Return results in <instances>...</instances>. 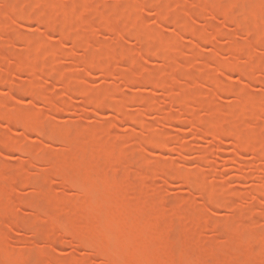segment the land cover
Segmentation results:
<instances>
[{"label": "rangeland", "instance_id": "rangeland-1", "mask_svg": "<svg viewBox=\"0 0 264 264\" xmlns=\"http://www.w3.org/2000/svg\"><path fill=\"white\" fill-rule=\"evenodd\" d=\"M18 1L0 0V210L10 213L14 221L27 222L33 233L15 224L6 228L8 240L0 242V262L17 264L22 257L21 264H118L119 250L132 242L135 245L129 248L137 252L129 264H263L264 159L258 157L264 158V150L256 157L237 149L234 141L244 134L253 137L257 148L264 146V0H244L245 8L227 3L223 4L227 8H220L211 1L214 7L204 8L205 12L195 9L200 0ZM34 7L66 29L51 27L44 11L40 16ZM32 10L39 16L33 17ZM226 18L230 20L223 24ZM232 20L241 27L236 29ZM180 21L186 27L176 24ZM201 33L202 40L198 39ZM239 49L246 56L257 54V59L246 58ZM92 61H99L109 73L90 66ZM231 61L238 66L230 65ZM18 66L26 72L19 73ZM48 67L55 69V75L50 76ZM141 76L160 78L166 85L156 88ZM61 77L73 79L78 93L65 95ZM124 77L135 81L125 82ZM34 89L50 103L36 99ZM174 97L180 102L173 103ZM182 97H187L183 103ZM97 98L118 99V111L98 106ZM146 101L159 110L147 104L148 108ZM186 102L190 111L180 114L181 103ZM54 103L62 107L54 108ZM167 111L178 115L176 120L168 121ZM231 112L242 115L238 118ZM45 114L49 131L43 133L37 127ZM200 123L213 124L208 126L212 133L233 132L213 136L197 131ZM81 136L89 140L82 141ZM156 140L166 142L165 147L151 146ZM117 146L119 154H114ZM84 156L94 157L93 161L98 156L107 158L99 163L116 167L122 173L118 182L107 184L105 178V184L86 185L82 193L61 182L59 175L81 169ZM184 176L192 186L185 184ZM10 183L16 185L13 194L7 190ZM197 189L205 190L207 200ZM118 195L123 199L112 203L115 207L108 212L110 199ZM217 199L221 206L214 203ZM235 200L238 210L232 211L228 203ZM133 203V224L153 222V228L159 220L151 218L176 216L168 233L159 230L156 235L153 228L148 235L155 242L153 251L146 245L150 238L146 235L144 241V235L135 233L134 239L126 234L108 243L91 239L90 249L76 243V238L89 234L91 221L99 217L94 210L101 213L98 210L106 207L104 212L116 219L121 208ZM184 215L185 219L179 218ZM52 217L68 228L65 234H54ZM227 223L238 224L235 229L246 228L235 232ZM167 234L169 245L163 238ZM216 236L221 242L208 248ZM242 239L248 243L246 248L239 245Z\"/></svg>", "mask_w": 264, "mask_h": 264}, {"label": "bare ground", "instance_id": "bare-ground-1", "mask_svg": "<svg viewBox=\"0 0 264 264\" xmlns=\"http://www.w3.org/2000/svg\"><path fill=\"white\" fill-rule=\"evenodd\" d=\"M18 1V0H17ZM211 1L215 4L214 6H217V7H220L221 8V5L222 6H224V8L226 7H228V5H229V7H234V6H238V7H247L246 5H245V1L244 0H203V2H201V0L200 1H198V2H196V4H194V5H196V6H198V7H195V9L197 10V11H201V12H203V10H204V8L205 9H207V10H209V9H211V8H213L214 6H210V4L209 3H211ZM19 2V1H18ZM256 2H257V0H256ZM258 2H262V0H258ZM225 3H227L228 5L227 6H225V5H223V4H225ZM249 3V2H248ZM21 4V3H20ZM27 4V3H26ZM26 4H24L25 5V7L27 6ZM212 4V3H211ZM251 4V3H250ZM248 5V4H247ZM21 6V5H20ZM44 6H45V4H44ZM24 7V8H25ZM48 7V6H47ZM40 8V7H39ZM38 7L37 8H35L34 7V9L36 10V9H38V11H40V12H38V14L39 13H41L42 12V15H43V11H41L40 9H39ZM43 8V7H42ZM243 8V9H244ZM45 10H46V8H44ZM207 10H204V12L205 11H207ZM50 11V10H49ZM157 11H158V9H157ZM35 12H37V10L35 11ZM35 12H33V10H32V16L34 17H37V13L35 14ZM47 13H49V12H47ZM51 14V13H50ZM49 14V15H50ZM40 16H41V14H39ZM38 15V16H39ZM46 15V12L44 11V16ZM189 15V17L191 16V14H188ZM47 17H46V22H48L49 20L51 21H49V25L51 26V27H53L54 29H58L59 30V28L61 27H58V24H57V22L55 21H53L54 19L53 18H51V19H49L50 17H48V15H46ZM53 16V15H52ZM168 16V15H167ZM170 16V15H169ZM171 17V16H170ZM173 17H174V15H173ZM176 17V16H175ZM48 18V19H47ZM176 18H178V17H176ZM53 19V20H52ZM174 18H171V20L172 21H175V20H173ZM119 20V19H118ZM128 20V19H127ZM178 20V19H177ZM230 20V18H226V19H224L223 20V24L224 23H227L228 21ZM126 21V20H125ZM119 22H120V20H119ZM127 23V22H126ZM136 23V22H135ZM175 23V22H174ZM232 23L234 24V26H235V28L236 29H238V28H240L241 27V23L238 21V20H232ZM120 24H122L121 22H120ZM125 24V23H124ZM123 24V25H124ZM128 24V23H127ZM179 27H183V26H185L184 25V23L183 22H177L176 23ZM66 25H67V23H66ZM66 25H65V27H66ZM137 26H138V24H136ZM135 25V26H136ZM127 27H128V25H127ZM186 27V26H185ZM129 28V27H128ZM138 27H136L135 29L136 30H138L137 29ZM62 29V31L63 30H65L66 28H64L63 29V27L62 28H60V30ZM132 29H133V27H132ZM131 29V30H132ZM113 29H110L109 31L110 32H114L115 30H113ZM135 30V32L137 33L138 31H136ZM133 31V30H132ZM194 33V32H193ZM192 33V34H193ZM198 34V33H197ZM208 34V33H207ZM219 34H223V32H219ZM195 35V34H194ZM201 35H202V33H201ZM199 37H198V39H200V40H202V39H204V36H203V38H202V36H200V34L198 35ZM195 37V36H194ZM196 38V37H195ZM164 39H166V38H164ZM165 41V40H164ZM161 42V41H160ZM166 42V41H165ZM157 44V43H156ZM165 44V43H164ZM167 45V44H166ZM165 45V46H166ZM234 45H235V43H234ZM164 46V45H163ZM158 47V46H157ZM157 47H155L156 49L154 50V48H153V50H154V52L156 51H159V49L157 48ZM168 47V46H167ZM167 47H164V48H167ZM235 48V47H234ZM150 49H152V48H150ZM149 48H148V50L149 51H153V50H150ZM168 49V48H167ZM167 49H166V51H167ZM216 49V48H215ZM238 49V48H237ZM161 50V49H160ZM218 49H216L215 51H217ZM243 50V49H242ZM41 51V53L43 52V50H40ZM163 51V50H162ZM221 51V50H220ZM219 50L217 51V53H221V54H223L222 53V51L220 52ZM237 51V50H236ZM137 52H139V50L137 51ZM153 52V53H154ZM155 52V53H156ZM238 52H240V53H242V55H245V54H243V52H241V50L239 49V51ZM34 53V52H33ZM33 53H30L31 54V56L33 55ZM37 53V52H36ZM154 53V54H155ZM244 53H246V52H244ZM248 53H249V55H248ZM248 53H246L247 54V56H246V58H248L249 56H251L252 54L250 53V52H248ZM29 54V55H30ZM44 54H45V52H44ZM47 54V53H46ZM227 54H229V53H227ZM49 55V54H48ZM158 55V54H157ZM163 55V54H162ZM162 55H161V57H162ZM165 55V54H164ZM230 55V54H229ZM256 55L257 54H255V55H252V56H254L255 58H256ZM44 56V55H43ZM40 57H41V55H40ZM47 57V56H46ZM39 58V57H38ZM251 58V57H250ZM34 59V58H33ZM257 59V58H256ZM36 60V59H35ZM25 61H27L26 59H25ZM232 63L230 64V65H236L237 63L235 62V61H231ZM234 62V63H233ZM19 63V62H18ZM21 63V62H20ZM22 63H24V62H22ZM21 63V64H22ZM44 63V62H43ZM46 63V62H45ZM85 63H87V62H85ZM236 63V64H235ZM19 65V64H18ZM26 65V63L24 64V66ZM32 65V64H31ZM45 65V64H44ZM89 65V64H88ZM239 65H241V64H239ZM24 66H23V68H22V66H18L19 68V73H24V71L26 72V70L24 69ZM27 66H29V65H27ZM35 66V65H34ZM90 66H93V67H97V68H100V69H102V70H104L105 71V73H109L108 72V68L106 69V68H104L101 64H100V62L99 61H92V63L90 64ZM236 66H238V65H236ZM236 66H235V69H238V67L236 68ZM243 66V65H242ZM21 67V68H20ZM31 66H29L28 68H30ZM37 67V66H36ZM35 67V68H36ZM240 67V66H239ZM25 68H27V67H25ZM34 67H31V69H33ZM46 69H47V67H45ZM44 68V69H45ZM52 68V67H51ZM48 69L49 70H51V71H49L48 70V72L50 73V76H53L52 75V72H53V74L55 75V73H56V71H55V69L54 68H52V69H50V67H48ZM239 69H246V68H239ZM29 70V69H28ZM14 73V72H13ZM49 73H48V75H49ZM7 74V75H6ZM18 74V73H17ZM17 74H15V75H17ZM5 75L6 76H8L9 75V73L8 72H5ZM111 75V74H110ZM149 76H150V74H149ZM3 78H4V76H3ZM142 78H144V80H142V81H146V83H148V84H151L152 86H154V87H156V88H160V87H163L164 85H166L165 84V82H164V80H161L160 78H155L154 77V79H151V77H147V76H141V79ZM61 79H62V81H60L61 83L62 82H64L63 83V86H64V90H63V92H64V94L65 95H68V94H70V93H78V89L79 88H76V85H74L75 83L73 82V79H69L68 78V80L69 81H67V79L66 80H63L64 78L63 77H61ZM124 79H126L125 80V82H128V83H131V82H133V81H135L134 79H128V78H126V77H124ZM171 79V78H170ZM4 80V79H3ZM5 80H6V78H5ZM4 80V81H5ZM7 80H9V78L7 79ZM6 80V81H7ZM172 80V79H171ZM1 81V80H0ZM28 89V88H27ZM32 89V88H31ZM80 90V89H79ZM83 91V90H82ZM29 93V92H28ZM31 93H33L32 95L36 98V99H38L41 103H44L45 105H48L50 102H49V98H47L46 99V96H44L43 97V95L40 93H38V90L36 91L35 89L31 92ZM80 93H82V92H80ZM102 93H104V92H102ZM86 93L84 92V93H82V95H85ZM31 95V96H32ZM42 95V96H41ZM103 95V94H102ZM101 95V96H102ZM100 96V97H101ZM105 96V95H104ZM98 97V96H97ZM116 97H118V96H116ZM98 99V102L99 103H97V104H100V105H98V106H100L101 107V105L103 106V105H107L109 108H111V109H113V110H116V111H118L117 109L119 108V105H120V103L118 102V99H117V101H116V99L115 100H113V101H111V102H107L106 100H108V99H100V98H97ZM100 99V100H99ZM110 99V98H109ZM113 99V98H112ZM111 99V100H112ZM173 100H172V102L173 103H176L177 104V102H180L179 100H177L178 98L176 97H174V98H172ZM186 99H187V97H184V100H183V97H182V100H181V102L183 103L184 101H186ZM94 100L92 99V102H93ZM144 101L145 100H143V103H144ZM97 102V101H96ZM118 102V103H117ZM149 101H146V106H147V104H148V106L150 107V108H152V110H154V109H156V111H157V109L159 108H157V106L156 105H154L153 104V102H150V103H148ZM91 103V102H90ZM94 103V102H93ZM142 103V104H143ZM181 103V106H180V110L178 111V112H180V114L181 113H187V111L189 112L190 111V108L188 107V104H187V102L186 103H184V105ZM150 104H151V106H150ZM89 105V104H88ZM88 105L86 104V106L88 107ZM144 105V104H143ZM53 106H55L54 108H57L56 106H58L59 108H61L62 106H60V104H57V103H54L53 104ZM90 106V105H89ZM146 106L144 105V107L146 108ZM147 106V107H148ZM96 107H97V105H96ZM148 107V108H149ZM121 108V107H120ZM50 109V108H49ZM159 110V109H158ZM243 110V109H242ZM13 111V110H12ZM247 111V110H246ZM244 111L246 114L244 115V113H243V111H239L240 113L242 112V114L244 115V116H246L247 117V115H249V113H247V112H249V111ZM26 112V111H25ZM168 112V111H167ZM23 113V112H22ZM28 113V112H27ZM30 113V112H29ZM33 113H35V112H33ZM231 113H233L234 115H236L235 113L236 112H231ZM240 113H237V115H242V114H240ZM191 114V113H190ZM1 115V114H0ZM15 115V114H14ZM30 115V114H29ZM236 115V116H237ZM4 116V115H3ZM34 116V115H33ZM32 116V117H33ZM168 118L169 119H167L168 121L169 120H172V121H174V120H176V118L178 117V115H176V114H174V113H172V112H168ZM236 116H234V117H236ZM243 116V119L245 120H247V118H245ZM2 117V115L0 116V118ZM30 117V116H29ZM238 118H239V116H237ZM26 118V117H25ZM41 118H42V121H41V123L38 125V124H36V125H38V127H37V130L38 131H41V132H43V133H46V132H48L49 130H47L48 129V122H47V118H48V116L45 114V115H42L41 116ZM224 117H222V119L221 118H219L220 119V121L222 120H224L223 119ZM237 118V119H238ZM240 118H242L241 116H240ZM2 119V118H1ZM6 119H8V118H6ZM5 119V120H6ZM32 119V118H31ZM34 119V118H33ZM36 119V118H35ZM242 119V120H243ZM27 120V119H26ZM25 120V121H26ZM134 120L137 122H139V119L138 118H134ZM133 120V121H134ZM218 120V119H217ZM216 120V122H218ZM241 120V119H240ZM243 120V122H245ZM3 121H4V117H3ZM15 121V120H14ZM19 121H21V120H19ZM35 121H37V120H35ZM221 121V122H222ZM16 122V121H15ZM14 122V123H15ZM23 122H24V119H23ZM195 122V121H194ZM26 123V122H25ZM28 123V122H27ZM195 123H197V121L195 122ZM213 123H214V125L216 126L217 125V123L215 124V121H214V118H213ZM246 123V122H245ZM19 124H21V123H19ZM33 124V123H32ZM218 124H220V122H218ZM25 125V124H24ZM198 125V124H197ZM209 125H211V127L213 128V124H207V126H206V124H199V126L200 127H198V126H196V128H197V131H202V132H205V133H208V134H210V135H213V136H215V134L217 133V132H213L212 133V131L210 132V130H209V128H211V127H208ZM27 126H30V125H27ZM193 126H195V125H193ZM222 126V125H221ZM195 128V129H196ZM200 128V129H199ZM214 128H218V127H214ZM28 129H31V128H29L28 127ZM33 129V128H32ZM199 129V130H198ZM220 129V128H219ZM223 129V128H222ZM222 129H220V130H222ZM35 130H36V128H35ZM99 130H97L96 132H97V136L95 135L96 134V132H94L93 133V135L91 136L92 138L93 137H99V135H101V133L100 134H98L99 132H98ZM215 131V130H214ZM217 131V130H216ZM231 132H233V131H231ZM230 131L228 132V131H224V130H222V131H220V133L218 132L217 134H219L218 135V137H223V136H225L226 134H229V133H231ZM232 134V133H231ZM249 134V133H248ZM87 135V134H86ZM89 135V134H88ZM251 135V134H250ZM250 135H248V136H250ZM246 136V137H245ZM252 136V135H251ZM264 136V135H263ZM262 136V137H263ZM88 137V136H87ZM91 137H89L90 139H91ZM239 137H240V139H239ZM245 137V138H244ZM236 138H238L237 140H233L234 141V146H236V148L237 149H239V150H241V151H250V152H253V154L254 155H256V153H261L262 152V150H264L263 148H264V146H260L259 144V146L262 148V149H258V148H260V147H256V145H255V143L257 144V142L255 141V140H253V137H247V135H242V136H236ZM235 138V139H236ZM256 138V137H255ZM83 139V140H82ZM85 139V137L83 138V136H81V140L82 141H88L89 139L87 138L86 140H84ZM76 140V139H75ZM163 140V139H162ZM257 140V139H256ZM262 140H264V138L262 139ZM157 141H159V142H157ZM255 141V142H254ZM258 141V140H257ZM261 141V140H260ZM76 142V141H75ZM110 142H111V140H110ZM155 144H151V146H155L156 148H164L165 147V145H166V142H161V140H156V141H153ZM72 143H74V142H72ZM114 145H115V143L114 142H112ZM111 143V144H112ZM145 143V142H144ZM152 143V142H151ZM258 143H259V141H258ZM147 144V143H146ZM149 145H150V143H148ZM165 144V145H164ZM261 144L262 145H264V141H261ZM113 147V146H112ZM185 148V147H184ZM109 149V148H108ZM114 149V148H113ZM182 149H183V147H182ZM116 150H120L119 149V146H117V148L115 147V149L113 150L114 152V154L116 153L115 151ZM239 150H237V151H239ZM259 150H261V151H259ZM122 151V150H121ZM110 152V151H109ZM113 153H111L112 155H113ZM110 154V155H111ZM116 154H119V152L118 153H116ZM120 154H121V152H120ZM108 155H109V153H108ZM258 155V154H257ZM256 155V157H258ZM84 157H87V156H84ZM89 157V156H88ZM87 157V158H88ZM102 156H98V158H96L94 161H93V158L94 157H90V158H92V159H90V158H86V159H84L83 161L81 160V169L78 171V172H74V173H72V172H69V170H68V173L66 172L65 174H62V175H59L60 176V181L61 182H65V181H67V184H69V187L72 189V190H75V191H78V192H83L84 191V189H86L87 190V187L88 186H92V185H94L95 183V185H97L99 182V184H103V181H104V184L107 182V184H108V182H110L111 180L112 181H116L117 180V182H118V180H119V176H121L120 174H122L116 167H114L112 164V168H111V165L109 164V166L110 167H108V166H106V167H108V168H106L105 167V165H103V164H101V163H99V161H101L103 158H101ZM108 157V156H107ZM115 157H118V156H115ZM263 156H261L260 155V157H258V158H261V160L262 159H264V158H262ZM235 158V157H234ZM90 159V160H89ZM105 159V158H104ZM104 159H103V163H104ZM107 160V158L105 159V161ZM111 157L108 159V161L111 163ZM118 160V159H117ZM259 160V159H258ZM93 161V162H92ZM262 161H264V160H262ZM92 162V163H91ZM236 163H237V159H236ZM264 163V162H263ZM98 164V167L100 166V164H101V166H100V169H96V165ZM108 164V163H107ZM102 165L104 166L103 168H102ZM240 165V164H239ZM111 168V169H110ZM115 168V169H114ZM126 171V173L127 174H129V171H127V170H125ZM125 171H123V173L125 174ZM177 171H179V170H177ZM63 172V171H62ZM183 172V171H182ZM175 173H177V172H175ZM179 177H180V175H183L182 173H180V172H178V174H177ZM105 178H108L107 179V181L105 180ZM181 178V177H180ZM110 179V180H109ZM183 179V178H182ZM109 180V181H108ZM183 180H185L186 182H185V184H187L188 185V183H189V186L191 185L192 186V183H191V180L189 181L188 180V178H185V176H184V179ZM187 180H188V182H187ZM97 181V182H96ZM102 181V182H101ZM106 181V182H105ZM111 181V182H112ZM12 183V182H11ZM10 183V184H11ZM16 183V181L13 183V184H15ZM13 184H11L10 186V188H7L6 186V188H7V190H8V192L9 191H11L10 193L11 194H13L14 193V191L16 190L15 189V187H16V185L15 186H13ZM92 184V185H91ZM110 184V183H109ZM86 185H88V186H86ZM199 188V187H198ZM83 189V190H82ZM82 190V191H81ZM197 190H199V192L201 191V195L202 196H205L204 194H205V190L203 191V190H200V189H197ZM85 192V191H84ZM10 194V195H11ZM115 194V193H114ZM261 194V193H260ZM9 195V196H10ZM113 195V194H112ZM261 196H262V194H261ZM119 199H118V198ZM117 197H112L110 200H112V202L110 201V205H109V203L107 202L108 200H106L105 199V201L108 203V205H109V207L107 208V210L109 209L110 210V208H111V206L113 205L112 203H114L115 201H116V203L117 202H120L122 199H123V197H122V199H121V197L118 195ZM117 199V200H114V199ZM206 198V196L205 197H203V199H205ZM205 200H207V198L205 199ZM218 200V199H217ZM217 200H215L214 201V203L215 204H217V205H222L223 203H221L219 200L217 201ZM104 201V200H103ZM104 201V202H105ZM233 201V200H232ZM105 202V204L104 205H106L107 203ZM217 202H219V203H217ZM235 202H236V204H235ZM235 202L234 203H228V204H231V206L229 205V207H230V209L232 210V211H235V210H238L237 209V201L235 200ZM115 204V203H114ZM119 204V203H118ZM233 204H234V206H233ZM108 205H106V206H108ZM114 207H115V205H113ZM113 206H112V209H113ZM224 206H225V204H224ZM102 207V206H101ZM103 207H105V206H103ZM102 207V208H103ZM117 207V206H116ZM227 207H228V205H227ZM225 208H226V206H225ZM235 210H234V209ZM38 208H36V209H34L33 208V212H36V210H37ZM97 209H99V207L97 208ZM104 209H106V207L104 208ZM104 209H103V211H100V210H102L101 208L98 210V212H101V213H95V211H97V210H94V214H97L99 217H97V220H92L91 222L94 224H90L89 225V227H88V233L89 234H91V235H89V234H84V235H82L81 237H79V238H76L75 240H76V243L79 245V246H81V247H86V248H91V239H94V240H96L97 242H99V243H105L106 241H107V243L110 241H113V239L114 240H116V239H119V237H121V235L122 236H126V234H127V236H130L131 238H136V237H139L138 236V234H140V236H143L144 238H143V240L145 241V238H147V237H149L150 239H148L149 241V243L148 244H146V245H148L149 246V249L150 248H152V251H153V248H154V244L153 243H155V242H151V240H152V238L150 237V236H148L150 233L152 234V231H153V228L155 229L154 230V232L156 233V235H157V233L159 234V230H164V232L165 233H168V231H170V229H169V227L171 226V223H175L176 221H177V219H176V216H173V215H170V214H167V215H165V216H161V217H159V218H151V219H154V220H159L158 222H157V224H155V226L152 228L151 226H152V224H150V223H153V222H149V223H146L145 222V224H139L140 222H136L135 224H138V227L137 226H135V224H133V221H132V216H133V214H134V203L131 205V207L130 206H125L124 208H121L120 210H121V213L117 216V218L115 219V217H111L110 215H109V213H107V212H104ZM228 209V208H227ZM230 209H228L229 211H230ZM3 210H6V209H3ZM108 210V212H110ZM8 211V210H7ZM37 212H38V210H37ZM41 212V211H40ZM39 212V213H40ZM105 213V214H103V213ZM112 212V211H111ZM3 212H2V210H0V242L2 243H4V242H6L8 239H7V235L5 234V232H7V229L10 227V225H12V224H15V225H17V226H19L20 228H22L23 230H25V231H28V232H30V233H33L32 232V229H31V227H30V225L27 223V222H22V221H20V222H18V221H14V218H11L9 215H10V213H8L7 214V212H6V214L4 215V213H5V211H4V213L2 214ZM93 213V212H92ZM107 213V214H106ZM210 213V212H209ZM209 213H207V214H209ZM231 213H233V212H231ZM236 213V212H235ZM101 216H100V215ZM211 214V213H210ZM3 215V216H2ZM8 217H7V216ZM93 215V214H92ZM112 216H113V214H111ZM116 215H117V213H116ZM173 216V217H172ZM186 216L187 215H184V216H181V217H179V218H183V219H185L186 218ZM209 216V215H208ZM208 216H207V218H208ZM96 216L94 215L93 216V218H95ZM178 217V216H177ZM188 217H189V215H188ZM205 217H206V215H205ZM53 218V217H52ZM99 218V219H98ZM92 219V218H91ZM90 219V220H91ZM2 220H6L5 222H2ZM7 220H8V222H7ZM148 220H149V218H148ZM147 220V221H148ZM156 220V221H157ZM142 222V221H141ZM5 223V224H4ZM54 223V224H53ZM53 228H55L56 229V231L54 232V234H65V231H68V228H64V226L62 225V221L59 219V218H53ZM143 223V222H142ZM150 226H149V225ZM227 224H230V223H227ZM226 224V225H227ZM231 224H233V223H231ZM231 224H230V227L231 228H233V230L235 229V227H237V225L235 224H233L234 225V227L233 226H231ZM141 225V226H140ZM148 225V226H147ZM254 225V224H253ZM140 226V227H139ZM255 226H256V224H255ZM225 227H227V226H225ZM229 226H228V228H230ZM242 227H244V226H242ZM240 228V225H239V227L238 228H240V229H237V231L239 230H241V229H245L246 227H244V228ZM7 228V229H6ZM236 229L234 230L235 232H236ZM156 230H158V232H156ZM264 230V229H263ZM2 231V232H1ZM260 232V231H259ZM133 233H135L134 235L136 236H133L132 237V234ZM161 234H163V232H160ZM261 233V232H260ZM129 234H131V235H129ZM146 235H147V237H146ZM168 235V234H167ZM119 236V237H118ZM165 236V235H164ZM163 236V238H165V242H167L166 244H168L169 245V243L168 242H170V239H171V237H170V235H168V237L166 238V236L164 237ZM261 236H263V235H261ZM115 237H118V238H115ZM159 237V236H158ZM211 237H212V235H211ZM113 238V239H112ZM161 238V237H160ZM159 238V239H160ZM162 238V239H163ZM264 238V237H263ZM111 239V240H110ZM158 239V238H157ZM156 239V240H157ZM208 240L210 239V238H207ZM215 239V238H214ZM217 236H216V240H213L212 241V239H211V243H207V246H210V247H208V248H213L214 247V242H216V243H220V242H218L217 241ZM246 239V238H245ZM254 238H252V240H253ZM258 239H260V238H258ZM161 240V239H160ZM169 240V241H168ZM208 240H206V241H208ZM247 241H248V243H250V244H252V242H251V239H246ZM250 240V241H249ZM256 241V243H257V239H255ZM264 240V239H263ZM154 241V240H153ZM161 241H163V240H161ZM242 241H243V239H242ZM244 243H242V242H239V245L240 244H245V243H247V242H245V240L243 241ZM248 243L246 244V245H248ZM259 244H260V242H259ZM264 244V243H263ZM133 245H135V244H133L132 242L130 243V247H132ZM145 245V247H147ZM154 245V246H153ZM243 245H241V246H243ZM246 245H244L243 247H245ZM129 246H126L125 245V248H124V245H123V250L122 251H120L119 250V253H118V258H119V262H118V264H129V263H131V259H133V257H134V259H135V254H136V252H137V250H134V249H132V248H129ZM166 246V245H165ZM255 246V245H254ZM253 246V247H254ZM144 247V246H143ZM156 247V246H155ZM128 248V249H127ZM188 248V247H187ZM246 248V247H245ZM135 249H137V248H135ZM236 249V248H235ZM238 249V248H237ZM151 250V249H150ZM149 250V251H150ZM158 250V249H157ZM240 250V249H239ZM148 251V250H147ZM148 251V252H149ZM160 251V250H159ZM120 252H121V254H120ZM151 252V251H150ZM239 253H241V254H243L244 252H239ZM148 254V253H147ZM150 255H151V253H149ZM244 255H246V254H244ZM144 256H146V255H144ZM184 256V255H183ZM243 256V255H242ZM241 256V257H242ZM147 257V256H146ZM145 257V258H146ZM242 258H244V256L242 257ZM116 259V258H115ZM114 259V260H115ZM107 260H109L110 261V259H107ZM113 260V259H112ZM6 261V260H5ZM21 261H22V257H21V260H19V262L17 263V264H21ZM245 261H247V260H245ZM4 262V261H3ZM3 262H0V264H5V263H3ZM116 262V261H115ZM242 262H244V261H242ZM241 262V263H242ZM110 263V262H109ZM108 263V264H109ZM112 263H114L113 261H112ZM247 263V262H246ZM248 263H249V261H248ZM247 263V264H248ZM7 264H9V262L7 263ZM11 264H12V262H11ZM14 264V263H13ZM115 264V263H114ZM117 264V263H116ZM152 264V263H151ZM243 264V263H242ZM245 264V263H244ZM263 264H264V262H263Z\"/></svg>", "mask_w": 264, "mask_h": 264}]
</instances>
